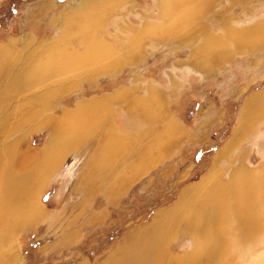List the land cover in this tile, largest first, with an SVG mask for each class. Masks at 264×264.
I'll use <instances>...</instances> for the list:
<instances>
[{"label": "rangeland", "instance_id": "obj_1", "mask_svg": "<svg viewBox=\"0 0 264 264\" xmlns=\"http://www.w3.org/2000/svg\"><path fill=\"white\" fill-rule=\"evenodd\" d=\"M159 1L104 0L93 6L88 0H0V48L6 51L0 54V128L17 131L7 141L24 137L28 123L20 131L19 125L31 120L26 116L34 109L44 107L46 113L33 124L41 123L45 114L61 122L64 112L76 110L79 103L123 90L129 95L123 102L120 98L108 104L103 124L87 129V145L76 148L72 156L66 154L39 188L27 185L36 193L38 213L25 221H4L10 225L0 222V264L173 263L194 250L193 233H185L190 219L200 211L204 217L212 212L207 206L193 209H199L204 198V189L194 187L204 182L209 194L217 182L227 184L235 162L255 171L264 167V116L241 120L250 100L264 98V24L254 36L259 48L252 54L234 51L237 37H228L235 31L249 38L243 30L264 20V0H213L204 9L200 8L204 0H191L189 6ZM195 7L198 11L189 19L188 12ZM173 8L179 16H170ZM81 9L92 11L94 23H78L84 16ZM147 21L155 23L156 30L144 33ZM129 24L141 35L128 30ZM64 34L71 38L70 52L76 54L86 50V44L77 42L81 34H92L89 42L94 39L108 47L102 59L87 58L83 67L89 79L73 77L68 90L58 84L48 100L42 96L50 83L56 84L50 74L42 82L37 80L38 86L17 91L16 78L32 65L33 47L48 49ZM95 46L99 51L101 46ZM201 61L211 68L200 66L197 71L195 62ZM94 67H106L108 72L94 76ZM133 101L139 114L131 113ZM241 121L247 129L235 139ZM110 126L117 138L107 131ZM50 133L47 127L38 128L19 141L40 155ZM160 134L164 136L159 139ZM1 180L3 209L10 199L5 192L8 179L0 171ZM192 189L196 194L184 206L181 197ZM215 199L209 197L211 203ZM252 236L251 242L242 240L229 252L228 243L221 242L213 261L264 264V228ZM210 259L197 257L196 264H213Z\"/></svg>", "mask_w": 264, "mask_h": 264}, {"label": "bare ground", "instance_id": "obj_2", "mask_svg": "<svg viewBox=\"0 0 264 264\" xmlns=\"http://www.w3.org/2000/svg\"><path fill=\"white\" fill-rule=\"evenodd\" d=\"M103 1L104 0H88V4L96 6L103 3ZM162 1L163 0H160L159 4L162 3ZM164 1L168 3V6L169 5L172 6L173 4L175 6H179V5L189 6L191 4V0H164ZM212 1L213 0H204L201 3L200 8L204 9L209 7ZM81 10L84 11V12L82 11L84 16L83 18H80L81 20H78V23L81 21L83 22L81 23L82 25L93 22L94 18L91 14L92 11L87 12V10L86 11L84 9ZM172 11L173 12L170 14V16L171 15L179 16V13L176 12L174 8ZM197 11L198 9L196 7L190 9V11L188 12L189 19L193 17ZM165 13H167V11ZM75 14L76 12L73 13L70 19L73 20ZM219 16H221V14H219ZM67 22L70 24V21ZM262 24H264V20L259 21L255 26L252 25V27L249 28L244 27L245 28L243 30L244 35L249 37L246 39L242 38L244 36L241 32L233 33L235 32L233 31L232 34H230L229 32L228 37H237L233 41L235 47L234 51L252 54L256 48H259L258 47L259 40H257L259 38L256 39V37L254 36L262 28ZM155 27H156L155 23H151L147 21L143 23L142 31L144 33L145 32L150 33L149 30H156ZM83 28L87 29L86 26ZM126 28L128 30H131L133 33H136L137 34L136 36L141 35L140 30L134 29V26L132 24L127 25ZM92 37H94L92 34L77 35V42H79V44L81 43L87 45L85 52L79 54H76V52L75 53L70 52L69 49L71 48L70 45H72V43H71V38L69 37V35L67 36V34L66 36L64 34L61 38L56 39L55 42L51 43L52 47H49L48 49L47 47L44 48L41 45H36V47H33L34 49L32 50V54H29L30 55L29 57L33 58L32 65H30L29 67L25 66L26 68L24 71L20 70L23 78L20 76L19 78L17 77L18 79L16 78V90L19 91L21 88L29 87V86L33 88L36 86V84L38 86V84H40L39 81L41 80L40 82H42L43 79L47 78L48 75L50 74L49 77L52 78L54 77L53 81L56 82V84L50 83L51 84L50 88H47L45 90L46 95H43L42 97L46 96V100H48V98L52 95V93L59 87L58 84L61 83V86L64 88V90L66 89L68 90V87H70L72 83L71 79L73 77L79 79L82 78L89 79V77H87L89 76V74H87V68L83 67L86 66L84 64L87 63V58L90 62H96L102 59V56L105 54L106 49H108V47H106L103 42L98 43L94 39L89 42V38ZM221 39L222 38H220V40ZM215 42H217V45L222 44L219 43L218 40H216ZM63 44L65 45V48L62 47ZM95 45L101 46L99 48V51L97 50ZM87 49L89 50L87 51ZM100 50L102 51L100 54V58L96 59ZM55 52H60L58 58L56 59L52 57V55ZM0 54H6L4 48L3 49L0 48ZM205 55H208V53H206ZM44 56H49L47 59L48 61L44 58ZM44 59H45V63H44ZM38 60L42 62L41 63L42 65L38 64ZM116 63H112V64L116 65ZM194 66L195 68H197V71L199 70L200 66H208L209 68H211L210 64H204L203 61H201L200 63L195 62ZM13 67L14 66H9L11 70ZM205 68L208 69L207 67ZM91 70L93 71L94 76L95 74H99L101 71L104 73L108 72L106 67H94ZM70 72H74V74H69ZM26 75H28V78L25 81V83L22 84L24 77ZM66 78H68L67 81H64L66 80ZM37 80L39 81L37 82ZM127 92L128 90L127 91L123 90L114 94L115 96H105L104 98L101 99L95 98L91 101H85L79 103L77 105L76 110L71 112L68 111L64 112V116L61 122L57 120V118L54 119V117L51 114H47V115L45 114L44 115L45 117L43 118L44 120H42L41 123L33 124V122L39 121V119H37V116H40V114L44 112L43 109L44 107H42V109L41 108L36 110L34 109L32 110V112H30L28 116H26V117L32 116L31 120H26V121L22 120L24 124L19 125L20 127L18 131L24 129L25 123L26 124L28 123L27 131L24 130V137L22 138L20 135L16 137V139L14 138V140L7 141L10 138V136H12L11 133L16 134L17 131H15L14 128H9V129L0 128V171L2 178L8 179V188L7 187L5 188V192L9 194L8 198L10 199V203L6 207H4L5 209L4 208L0 209V222L3 221L2 225H10L11 223L4 222L10 218L25 221L26 218L34 217V215H37L38 211L34 203L36 193L35 192L31 193L29 190H27L26 188L28 187L27 185H29L30 188V185L33 186V184H38L37 187L39 188V183L42 184L44 180H46L44 176L47 177L48 176L47 174L53 171L54 169L53 167L59 162H61L66 154L70 153V155L68 156H72L75 154V152H77L74 151L76 148L87 145L88 142L87 129L93 125L94 126L102 125L104 122V121L101 122L103 120L102 118H104L105 115L108 116L107 113L108 104L110 102L111 103H114L115 101L118 102L119 101L118 99L120 98L121 101L123 102L124 99L129 96ZM131 104L133 108V110L131 109V113L133 115L139 114L140 110L137 109L139 106L136 105L138 103H135L133 101L131 102ZM260 116H264V98H260V96H255L245 105L242 115L243 119L241 117V120L246 119V117L250 119ZM98 117H100V119H98ZM76 118H79V120H76ZM35 119H37V121H35ZM95 119L98 120L96 121ZM245 121L247 122V120H244V122ZM92 122H94V124H92ZM244 122L242 124L241 121L240 123L241 126L238 127L237 132L235 133L234 136L235 139L237 135H242L244 131L247 129V125H245ZM45 127L49 128L51 131L50 138L47 143V147L44 150L45 152L42 151L40 152L39 155L38 152L29 149L27 146L23 147V145H25V141L21 140L20 142L19 139H24L26 133H28L31 130L33 131L38 128L43 129ZM112 127L111 126L108 127L107 131H109L111 135H115L116 130H114ZM96 129H98V127H96ZM169 129H172L171 125ZM166 133H168V131ZM163 136L164 134L162 135L160 134L157 138L160 139ZM115 137L116 138L118 137L117 134ZM150 149L151 148H149V150ZM121 151L120 153H122ZM77 154L78 156L76 155L75 158H78L80 156L79 152ZM109 156L112 157V155H108V157ZM149 163L151 162H148V164ZM143 164L145 165L147 163L144 161ZM232 164L234 170L233 171L231 170L229 177L230 181L227 184L225 182H219V183L217 182V185L213 187V189L209 194H207L206 192L208 187H206L207 185L204 182H202V186L199 185L194 187L197 190L201 188L204 189L203 192H201V196H204V198L200 200L199 205L196 204L199 207V209L198 208H193V209L195 210L205 209V207L207 206V209H210L212 212L205 213L206 217H204V213L200 211L198 214H195V219H190L191 223L188 224V227L185 228V233L186 234L193 233L195 239L194 250L191 255H186L182 259H178L175 262L169 264H196V258L203 255L211 256L210 260H212L213 264H220L222 261H218V260L213 261V259L216 258L215 255L217 254V247L220 246L221 242L228 243L227 252H229L233 247V245H240L242 240H249L251 242V240L253 239L252 233L254 231L256 232V230L259 232L261 228H264V167L262 168L261 171L260 170L255 171L252 169H248L247 166L244 165L243 163H237L236 165L235 162ZM2 181L4 180H1L0 182ZM194 194H196V192L192 189L186 197L184 196L181 197L180 202L185 200L183 202V205L188 206L190 204V201L188 199H191V196ZM209 197H215L216 199L213 203H211ZM183 205L178 204V207L179 209H181V211L183 209ZM194 212L196 213V211ZM181 215L184 216V213L182 212ZM197 217L198 219H196ZM203 218L205 219L203 220ZM234 228L236 230H240V231L242 230L246 234V236L239 237L238 233L236 234L234 232L233 230ZM223 253H225V250ZM149 263L163 264V262L157 260Z\"/></svg>", "mask_w": 264, "mask_h": 264}, {"label": "crops", "instance_id": "obj_3", "mask_svg": "<svg viewBox=\"0 0 264 264\" xmlns=\"http://www.w3.org/2000/svg\"><path fill=\"white\" fill-rule=\"evenodd\" d=\"M110 197H114V196H110Z\"/></svg>", "mask_w": 264, "mask_h": 264}]
</instances>
